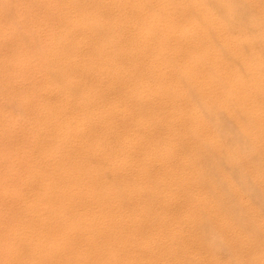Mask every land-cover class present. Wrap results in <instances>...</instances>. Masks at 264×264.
<instances>
[{
  "label": "bare ground",
  "instance_id": "bare-ground-1",
  "mask_svg": "<svg viewBox=\"0 0 264 264\" xmlns=\"http://www.w3.org/2000/svg\"><path fill=\"white\" fill-rule=\"evenodd\" d=\"M263 130L264 0H0V264H264Z\"/></svg>",
  "mask_w": 264,
  "mask_h": 264
},
{
  "label": "rangeland",
  "instance_id": "rangeland-1",
  "mask_svg": "<svg viewBox=\"0 0 264 264\" xmlns=\"http://www.w3.org/2000/svg\"><path fill=\"white\" fill-rule=\"evenodd\" d=\"M243 7H244V6H243ZM241 10L243 11V12H241V14H242V16H243V18H241V20L243 19L241 22H243V24H245L244 22H246V20H244V19H246L245 16H246L247 13H246L245 10H243V9H241ZM247 16H248V15H247ZM244 17H245V18H244ZM231 128H232V127H231ZM231 128H230V129H231ZM232 129H233V130H232ZM232 129L230 130V132H232L231 134L233 135V132H234L235 129H234V128H232ZM236 133H238V132L236 131ZM236 133H234L235 136H232V135H231V136L233 137V139H234V138L236 139V136H238V134H236ZM229 135H230V133H229ZM259 137H260V141H258V144L255 143L254 146H253L252 143L249 141V139L245 138V140H246V142H247V143H246V147H247V148H246V147H243V145L245 144V140H243L244 142L241 141V139H239V138H241V137H239V138H237V139L235 140V141H236L235 144H236V143H237V140L239 139V143H237V146L239 147V149L241 148L240 145L244 143V144L242 145V148L240 149L239 152L242 153V150H243V151L248 155V156H247L245 153H243V155H242L241 153H239V152L237 153V157H236V158H237V161H238V160H239V161H242V163H239V162H238V163H239V168H241V170H239V168H238V169H235V171H232V169H231V171H229L230 169H228V168L226 167L227 164H226L225 162H224V165L226 164V166L223 167V165H221V164H223V161L221 162V164H220V160H217V161H216V158H217L216 156H217V155H216L215 153H214V154H215V157H214V155L212 154L213 161H214V163H215V161H216V162H219V164L222 166V169H221V166H220V165H218V164H215V165H214V163L212 162V160L208 161L207 164L205 163L206 165L204 164V166H203L204 171H207V168H208V167H209V168H208V169H209V172L211 171V173H212V170H213V174H215L213 178H216L215 176L218 175V174H217L218 172L220 173L219 176H217V178H216V179L219 180V182H218V180H215V179H214V181H216V183H218V185H219V183L221 184L222 182L225 183V176H226L227 174H229V173L232 174L233 172H235L234 177H233V178L236 179V180H235V183H239L238 180H240V183H239L240 185L237 184V186H239V188H240L241 185H243L244 187H242V188H243L244 190H245V187L248 186L250 189H248V187H247L244 193H248V194H249V192H250V193H251L250 196H251L252 194H253V195L255 194V198H256V199L253 198V197H254L253 195L251 196V198H253L254 201L250 198L249 195H248V199H247V195H245V196H246V197H245L246 200H248V201L250 200L249 203H251V201L254 202V204L251 203L252 206H250V205L247 206L248 209L251 210V212L247 209L246 206H241V205H240V202H239V204H238L239 206H241V207H240V212H241V213H242V210H243V213H242L243 216H240V217L242 218V220H244L243 223H244V222L246 223V224H245V223H244V224H245L247 230L250 229V231L253 230V229H252L253 226H254V227L257 226V223H259V222L262 223V224L264 223V221H263V220H264V191H263V190H264V181H263V180H264V179H263L264 171L261 173V171L264 170V165H263V164H264V161H260L261 159L264 160V159H263L264 156H263V154H262V153H264V147H263V146H264V130H263V133H261V135L259 134ZM247 140H248V141H247ZM240 141L243 142V143H240ZM249 142H250L251 144H248ZM260 142H261V143H260ZM257 145H258V147H259V146H260V147L258 148ZM262 145H263V146H262ZM244 146H245V145H244ZM248 146H249V147H248ZM252 146H253V147H252ZM255 146L257 147V148H256L257 151L254 150V149H255ZM251 147H252V148H251ZM261 147H262V148H261ZM244 148L247 149V150L245 151ZM248 149H249V151H248ZM261 149H262V150H261ZM250 150H251L252 152H250ZM260 150H261V152H260ZM253 151L256 152V154H255ZM259 152H260V153H259ZM211 153H213V152H211ZM257 153H258V155H257ZM238 154H239V155H238ZM250 154H252V155H250ZM253 154H255L254 157H253ZM249 155H250V156H249ZM240 156H241V157H240ZM244 156H245V158H244V160H243V157H244ZM246 156H247L248 158H247ZM255 156H256L257 158H256ZM259 156H260V157H259ZM261 156H262V158H261ZM258 157H259V159H258ZM249 158H251V159L249 160ZM260 158H261V159H260ZM240 159H241V160H240ZM253 159H254V160H253ZM255 159H256V160H255ZM257 159H258V160H257ZM248 160H249V161H248ZM245 161H246V163H245ZM256 161H257V163H256ZM209 162H212V163L209 164ZM250 162L252 163L251 165H250ZM241 164H243L244 166H243V165L241 166ZM247 164H249L250 167H252V168H250ZM253 164H254V166H253ZM255 164H257V168H256V165H255ZM258 164H260V165H258ZM217 165H218V166H217ZM262 165H263V166H262ZM207 166H208V167H207ZM213 166H214V168H213ZM219 166H220V167H219ZM245 166H247L248 168L245 167ZM259 166H260V167H263V169H261ZM216 167H217V168H216ZM218 167H219V168H218ZM228 167H229V166H228ZM242 167H243L244 169H242ZM253 167H255V169H254ZM211 168H212V169H211ZM215 168H216V169H215ZM259 168H260V170H259ZM210 169H211V170H210ZM214 169H215L216 171H215ZM248 169H249V170H248ZM257 169H258L259 171H258ZM217 170H218V171H217ZM221 170H222V171H221ZM225 170H226V171H225ZM236 170H238V171H237L238 175H239L240 173H244V174H246L247 176H246L245 179L248 180V181H250V182L248 183V182H246L245 180H244V181L241 180V179L239 178L238 175L235 176V175H236ZM243 170H244V171H243ZM245 170H246V171H245ZM251 170H253V171H251ZM254 170H255V171H254ZM214 171H215V172H214ZM220 171H221V172H220ZM228 171H229V172H228ZM239 171H241V172H239ZM256 171H257V172H256ZM207 172H208V171H207ZM222 172H224L223 174H225V173H227V172H228V173H227L226 175L223 176V175L221 174ZM255 172L257 173V175H256ZM258 172H259L260 174H259ZM248 173H249V174H248ZM254 173H255V174H254ZM231 174H229V176H232ZM261 174H262V176H261ZM221 175H222L223 177H222ZM249 175H250V176H249ZM254 175H255V179H254V177H253ZM256 177H257V178H256ZM258 177H259V178H258ZM237 178H238V180H237ZM260 178H261L262 180H261ZM257 179H258V180H257ZM254 181H255V182H254ZM257 181H258V182H257ZM242 182H243V183H242ZM262 182H263V183H262ZM224 183H223V184H224ZM245 183H246V184H245ZM256 183H258V184H256ZM261 183H262V184H261ZM244 184H245V185H244ZM247 184H248V185H247ZM259 184H261V185H259ZM262 185H263V186H262ZM219 186H221V185H219ZM257 186H258V187H257ZM259 186H260V187H259ZM225 187H226V185H224V189H223V191H224V190H227V191H228L227 187H226V188H225ZM251 187H252V188H251ZM242 188H240V189L242 190ZM256 188H257V189H256ZM259 189H261V190L259 191ZM244 190H242V191H244ZM227 191H225V192L227 193ZM246 191H247V192H246ZM253 191H254V192H253ZM261 191H262V192H261ZM228 193H229V192H228ZM228 193H227V194H228ZM256 193H259V195L256 194ZM260 193H261V195H260ZM257 195H258V197L261 198V199L258 200ZM262 196H263V197H262ZM255 202H256L259 206H257ZM233 203H236V204H237V202H236L235 200H234ZM250 207H251V208H250ZM255 207H257V208H256L257 210L255 209ZM258 207H259V209H258ZM243 208H244V209H243ZM252 208H253V209H252ZM260 208H261L262 211L260 210ZM241 209H242V210H241ZM246 209H247V210H246ZM254 210H255V211H254ZM259 210H260V211H259ZM253 212H254L255 214H254ZM248 213H249V214L251 213V214H250V217H251V218H249V214H248ZM252 213H253V215H254V218H253V216H251ZM258 213H259V214H258ZM244 214H245V215H244ZM247 215H248V216H247ZM257 215H258V216H257ZM261 215H262L263 217H262ZM255 216H256L258 219H256ZM244 217H246V219H244ZM260 217L263 218V219H260ZM239 219H240V218H239ZM251 219H252V221H249V220H251ZM254 219H255V220H254ZM237 220H238V219H237ZM245 220H246L247 222H246ZM259 220H260V221H259ZM261 220H262V221H261ZM258 221H259V222H258ZM240 222H242L241 219H240ZM247 223H248V224H247ZM255 223H256V224H255ZM254 224H255V225H254ZM247 225H248V226H247ZM249 225H250V226H249ZM263 230H264V229H263ZM246 232H247L246 234L252 233V234H249V235H252V239L255 241V243H254V247H255V249H257V248L259 249V247L261 246V248H260L259 250L257 249V251H258L259 253H261V254H264V252H263V251H264V248H263V247H264V245H263V243H264V231H263V233L260 231L261 233H260L259 236L256 234V232L254 233L253 231H252V232L246 231ZM248 232H249V233H248ZM253 233H254V234H253ZM253 235H254V236H253ZM261 235H262L263 237H261ZM257 236H258V238H257ZM256 238H257V239H256ZM262 238H263V241H262ZM258 239H259V241H258ZM261 241H262L263 243H262ZM257 242H258V243H257ZM261 244H262V245H261ZM256 245H257V246L259 245V246L256 247ZM262 250H263V251H262ZM248 256H250V254L247 255V258H248ZM224 259H225V258H224ZM247 260H248V259H247Z\"/></svg>",
  "mask_w": 264,
  "mask_h": 264
}]
</instances>
